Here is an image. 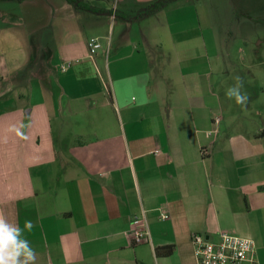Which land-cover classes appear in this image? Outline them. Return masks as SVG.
<instances>
[{
  "label": "crops",
  "instance_id": "obj_1",
  "mask_svg": "<svg viewBox=\"0 0 264 264\" xmlns=\"http://www.w3.org/2000/svg\"><path fill=\"white\" fill-rule=\"evenodd\" d=\"M123 1L124 16L154 2ZM108 13L0 2V218L32 264H198L192 236L220 232L252 239L264 264V49L224 54L157 23L167 41L154 44V15ZM102 23L122 40L94 36ZM154 47L170 54L162 68ZM237 68L252 81L243 104L215 86ZM143 214L150 237L134 245Z\"/></svg>",
  "mask_w": 264,
  "mask_h": 264
},
{
  "label": "rangeland",
  "instance_id": "obj_2",
  "mask_svg": "<svg viewBox=\"0 0 264 264\" xmlns=\"http://www.w3.org/2000/svg\"><path fill=\"white\" fill-rule=\"evenodd\" d=\"M86 2L90 4V1L87 0ZM95 3L101 8L108 9L109 12L113 13L117 11L120 13L127 3L131 6L133 2L103 0L96 1ZM179 8L191 9L189 11L194 14V18L186 20V13L181 10L178 11ZM179 16H182V19L178 23ZM166 20L169 21L165 22ZM156 23L160 25L161 30L163 24L171 26L174 40H181L177 35L180 32L186 33L184 34L185 40H189L190 43H193L197 37L195 31H197L199 36L205 34L208 42L210 43L211 38L220 52L223 51L224 54L230 50L236 54L237 48H240V44H243L244 49L248 45L249 51L255 48L258 51L264 49V0H181L173 2L165 8L161 15H154V44L160 43L161 40L167 41L163 37V33L159 36L155 27ZM92 31L96 37L105 35V41L107 42L110 40L114 42L122 40L121 27H116L113 32V30H108L107 24L102 23V26L97 25ZM245 34L248 37L247 42L245 41L246 43L241 38ZM259 39L263 42L259 43ZM45 40L49 41L48 37ZM257 42L259 45L262 44V46L260 47ZM252 52H249V55ZM165 57L169 58L170 54L164 53L163 55L160 49L154 47V65L156 67L162 68V61L165 60ZM229 68H232V66H229ZM234 68L236 69V66ZM239 70L241 69L237 68V70L222 76L223 80L220 83L218 79H214L218 90L228 93L233 89H238L241 96L248 95L252 90V81L247 71L242 70L247 74V76L242 77L244 74ZM226 97L232 99V96L227 95Z\"/></svg>",
  "mask_w": 264,
  "mask_h": 264
},
{
  "label": "built area",
  "instance_id": "obj_3",
  "mask_svg": "<svg viewBox=\"0 0 264 264\" xmlns=\"http://www.w3.org/2000/svg\"><path fill=\"white\" fill-rule=\"evenodd\" d=\"M91 54L102 48L99 38L93 37L88 42ZM155 153H158L156 151ZM163 219L168 216L164 215ZM132 243H143L150 237L148 222L144 216H136L132 221ZM192 242L198 264H258L255 242L246 237L220 232L217 241H212L202 234H194Z\"/></svg>",
  "mask_w": 264,
  "mask_h": 264
},
{
  "label": "clouds",
  "instance_id": "obj_4",
  "mask_svg": "<svg viewBox=\"0 0 264 264\" xmlns=\"http://www.w3.org/2000/svg\"><path fill=\"white\" fill-rule=\"evenodd\" d=\"M234 96L237 104H243L248 96H241L238 89H233L227 93ZM18 135H23L17 131ZM31 221H25V229L31 230ZM21 229L9 224L0 218V264H32L35 260L34 251L29 248L28 241L20 238Z\"/></svg>",
  "mask_w": 264,
  "mask_h": 264
},
{
  "label": "trees",
  "instance_id": "obj_5",
  "mask_svg": "<svg viewBox=\"0 0 264 264\" xmlns=\"http://www.w3.org/2000/svg\"><path fill=\"white\" fill-rule=\"evenodd\" d=\"M29 0H0V2H25ZM176 1H181V0H156L152 3H150L144 10L141 12L139 15H123L121 13L116 12H104L103 10L93 7L87 2H84L83 0H66V2L74 8L82 11H88L96 15H102V14H109L115 16L116 19H122L124 21H133L134 19L141 18L142 16H151L155 15L158 12L162 11L163 9L167 8L171 3L176 2ZM158 253L161 254L162 251L158 250ZM163 253L168 254L169 251H164Z\"/></svg>",
  "mask_w": 264,
  "mask_h": 264
}]
</instances>
